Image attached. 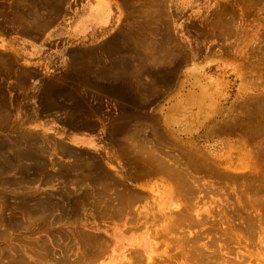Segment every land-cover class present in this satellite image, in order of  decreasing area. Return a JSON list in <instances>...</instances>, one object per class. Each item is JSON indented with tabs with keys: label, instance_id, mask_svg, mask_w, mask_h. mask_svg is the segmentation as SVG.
Instances as JSON below:
<instances>
[{
	"label": "rangeland",
	"instance_id": "rangeland-1",
	"mask_svg": "<svg viewBox=\"0 0 264 264\" xmlns=\"http://www.w3.org/2000/svg\"><path fill=\"white\" fill-rule=\"evenodd\" d=\"M156 1L0 0V264H264V0Z\"/></svg>",
	"mask_w": 264,
	"mask_h": 264
},
{
	"label": "bare ground",
	"instance_id": "bare-ground-1",
	"mask_svg": "<svg viewBox=\"0 0 264 264\" xmlns=\"http://www.w3.org/2000/svg\"><path fill=\"white\" fill-rule=\"evenodd\" d=\"M41 1H42V0H41ZM155 1H156V0H155ZM156 2H159V1H156ZM157 4H158V3H157ZM3 8H4V7H3ZM54 10H55V9H54ZM13 11H14V10H13ZM13 11H12V12H13ZM27 11H28V10H27ZM27 11H26V12H27ZM49 12H50V11H49ZM52 12H53V11H52ZM41 13H42V12H41ZM51 14H52V13H51ZM53 14H54V13H53ZM56 14H57V13H56ZM59 16H60V15H59ZM26 20H27V19H26ZM31 20H32V19H31ZM23 22H24V20H23ZM23 26H24V25H23ZM28 26H29V25H28ZM25 27H26V26H25ZM41 27H42V26H41ZM148 27H149V26H148ZM162 28H163V27H162ZM163 29H164V28H163ZM163 29H162V30H163ZM165 29H166V28H165ZM165 29H164V30H165ZM143 30H144V29H143ZM28 31H29V30H28ZM38 31H39V30H38ZM40 32H41V31H40ZM160 32H161V31H160ZM27 33H28V32H27ZM36 37H37V36H36ZM95 46H96V45H95ZM100 46H101V45H100ZM91 47H92V46H91ZM84 50H86V49H84ZM94 50H95V49H94ZM73 52H74V51H73ZM74 58H75V57H74ZM84 58H85V57H84ZM109 58H110V57H109ZM3 63H4V62H3ZM97 63H98V62H97ZM71 64H72V63H71ZM115 65H116V64H115ZM3 66H5V65H3ZM89 67H90V66H89ZM5 69H6V68H5ZM80 69H81V68H80ZM9 70H10V69H9ZM9 70H8V71H9ZM111 71H112V70H111ZM6 72H7V71H6ZM60 73H61V72H60ZM61 75H62V74H61ZM56 77H58V76H56ZM72 77H73V76H72ZM160 77H162V76H160ZM56 79H57V78H56ZM18 80H19V79H18ZM88 81H89V80H88ZM105 88H106V87H105ZM60 89H61V88H60ZM40 90H41V89H40ZM45 90H46V89H45ZM69 91H70V90H69ZM40 92H41V91H40ZM70 92H71V91H70ZM85 92H86V91H85ZM124 93H125V92H124ZM56 94H57V93H56ZM72 94H73V93H72ZM84 95H86V94H84ZM111 95H112V94H111ZM3 96H4V95H3ZM79 101H80V100H79ZM48 104H49V103H48ZM201 105H202V104H201ZM193 110H194V109H193ZM0 114H2V113H0ZM179 116H180V115H179ZM201 116H202V115H201ZM203 116H204V115H203ZM191 126H192V125H191ZM2 151H3V150H2ZM4 152H5V151H4ZM0 156H1V155H0ZM0 162H1V161H0ZM3 163H4V162H3ZM5 163H6V162H5ZM5 163H4V164H5ZM0 164H1V163H0ZM4 164H3V165H4ZM6 165H7V164H6ZM4 166H5V165H4ZM4 166H3V167H4ZM10 166H11V165H10ZM10 166H9V167H10ZM7 168H8V167H7ZM10 168H11V167H10ZM0 172H1V171H0ZM35 175H36V174H35ZM35 179H36V178H35ZM4 182H5V181H4ZM101 189H103V188H101ZM101 189H100V191H101ZM98 192H99V191H98ZM35 201H36V200H35ZM19 203H20V202H19ZM25 203H26V202H25ZM23 205H24V204H23ZM39 205H40V204H39ZM118 205H119V204H118ZM44 210H45V209H44ZM41 213H42V211H41ZM2 221H3V220H2ZM2 224H3V223H2ZM19 224H20V223H19ZM37 225H38V224H37ZM18 228H19V227H18ZM14 229H15V228H14Z\"/></svg>",
	"mask_w": 264,
	"mask_h": 264
}]
</instances>
